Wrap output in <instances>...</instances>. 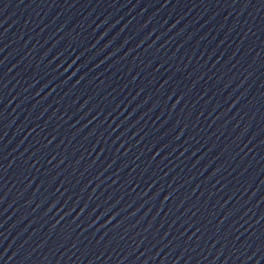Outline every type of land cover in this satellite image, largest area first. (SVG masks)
Masks as SVG:
<instances>
[{"label":"water","instance_id":"obj_1","mask_svg":"<svg viewBox=\"0 0 264 264\" xmlns=\"http://www.w3.org/2000/svg\"><path fill=\"white\" fill-rule=\"evenodd\" d=\"M0 264H264V0H0Z\"/></svg>","mask_w":264,"mask_h":264}]
</instances>
